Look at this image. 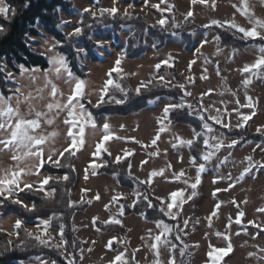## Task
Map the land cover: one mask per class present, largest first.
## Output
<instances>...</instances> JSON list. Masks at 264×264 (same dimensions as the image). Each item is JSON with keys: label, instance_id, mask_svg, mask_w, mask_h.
Wrapping results in <instances>:
<instances>
[{"label": "snow or ice", "instance_id": "obj_1", "mask_svg": "<svg viewBox=\"0 0 264 264\" xmlns=\"http://www.w3.org/2000/svg\"><path fill=\"white\" fill-rule=\"evenodd\" d=\"M120 2L121 0H109L112 6L105 7L102 0H92L91 6L83 9L78 25L65 33L62 40H56L49 47H46L44 52L40 53V55L46 57V67L44 69L38 67L29 69L24 65L17 66L21 76L30 73L28 75L30 84H36L40 79L36 75L37 73H40L43 77V86L35 88V95L33 91H25V86L19 83L18 78L8 71L5 66L0 65V71L7 72L6 78L18 85L10 90V94L0 91V153L10 154V159L15 161V164L11 166L0 165V206L11 203L19 206L24 211L33 213L31 219L18 217L11 231L2 227L4 217L0 214V233H4L8 237L14 236L18 241L15 245L12 244L11 239L6 243L0 244V255L16 249L26 250L30 247H42L50 249L52 254L47 259L35 257V260L39 264H83L85 252L91 253L93 251L92 247H88L87 249L83 247L89 241L79 240L76 237H73L71 240L68 239L65 231L64 213L54 210L50 214L40 215V210L48 204H62L66 209L74 210L79 205L91 202L85 201L83 196L80 201H73L71 199L70 176L75 172V168L70 163V160L76 156L77 152L85 144L86 128L90 127L94 132L98 129L101 131V137L95 144L92 156L98 158L102 152L111 155V152L105 147V144L113 139L110 123L104 120L102 125H98L97 117L84 103L86 96L89 94L86 89L90 86L91 81L80 78L73 73L70 67L71 60L60 49L66 46L63 41H67L70 48L74 49V51L70 52L72 58L80 59L82 54L87 55L85 47L80 42L81 37H86L89 41H92L101 56L104 55L105 50L110 52L109 41L104 37L95 39L92 33L94 32L95 24H104L109 18L113 20L133 18L129 9L136 6L132 0H129L123 14L118 16L120 9L116 5ZM163 2L166 3V0H163ZM256 2L264 6V0H256ZM198 3L204 4L206 0H191L192 5ZM25 6L27 7V4ZM143 6H147V0H145ZM232 6L246 19L248 26L238 24L235 18H233L226 22L213 20L210 24L203 25V27L211 29L213 26L222 27L224 23H227L226 30L232 31V34L238 36L240 40L258 42L256 46V51L259 53L258 57L253 63L245 64L242 69H238L242 73L249 74L250 78H246L242 82L245 89H247L252 83V78L264 79V18L257 17L250 0H237V3H234ZM152 7L159 9V4H153ZM171 7L173 6L167 5L166 10L170 11ZM93 8H96L97 11L94 12ZM97 12L99 15H97ZM15 15L16 10L8 5L6 0H0V17L7 20ZM65 23L70 22L61 20L58 26L62 27ZM189 23H194L193 12L191 10L186 13L184 20V24ZM157 24L164 31L171 28H182L181 24L175 22L174 16L171 23L167 19L161 18L157 21ZM155 26L152 25V27ZM4 31L5 29L0 27V33ZM192 35H195V32ZM201 39L203 42L199 44L200 48L215 42L217 52L221 51L220 35L214 36L212 41L204 36ZM48 43V40L45 39V44ZM237 51L239 50L234 48L233 54ZM199 55L202 56L203 53H199ZM126 58V50L113 58L112 65L104 73L105 79L98 91L96 103L92 104L89 100L87 104H91L94 108H100L107 103L126 104L133 94L139 97L145 91H151L155 87L169 88V85H171L172 88L180 89L182 95L179 101H160L164 106L161 116L157 118L159 123L158 132L154 139H152L150 146L157 145L161 134L170 132L173 123L172 113H175L177 116H196L199 130L197 128L191 129L192 138L184 139L179 136H173L174 142H172L174 149L181 147L188 149V163L191 168L196 170V174L194 180L191 177L185 178V170L174 171L172 170V164L168 163L164 168L150 171L144 180H140L132 176L131 163H127L125 165L127 175L137 185L131 193L133 197L132 203L130 205L122 203L121 200L126 199V197L118 193L112 198L113 203L119 204L118 213L112 214L109 210L110 218L101 222V224L113 227L118 225L123 228L125 227L123 220L118 217H124L128 209L137 210L138 205H143L144 209H152L157 213V215L149 217L146 211L140 210V215L146 221L153 223L156 230H158L154 232L152 229H148L147 239L152 241L148 246L153 252L154 257L151 264H191L190 250L192 247H199V245H190L184 240V235L189 228L190 222L189 217L182 218L184 205L197 195L198 187L202 183V176L208 170V165L213 160H216L215 169L218 175L217 179L213 181L214 183L220 179H227L230 182L228 188H217L216 192L229 191L235 188L237 184H241L246 178L254 176L257 171H260L264 175V143L255 145L251 154L245 155L237 161L234 158V153L238 151V146H243L242 142L244 138L242 136L228 135V133L237 130L241 132L245 130L248 122L256 115L259 98L249 96L247 91H245L246 103L241 105L239 98L236 97L233 103L246 107L250 111L247 114H243L239 108H234L238 122L232 124L230 119L231 113L227 112V107H225L226 117L225 113H222L219 108H215V114H213L210 106H205L203 97L209 95L210 92L201 94L199 100L195 103H190L188 102V98L193 96V92L188 90L183 82L173 84L170 79H166V75L171 74L161 72V68H174L176 65L173 56L169 55L161 62L156 63L154 65L155 71L150 78L148 80H141L135 88L126 83L131 75L125 74L122 67V63ZM205 62H208L207 58H205ZM195 63V59L189 61V71ZM217 72L219 74L218 65ZM49 74L54 75L56 79H64L65 83L69 85V94L67 96L53 83L52 79L48 78ZM202 78L207 79L206 76ZM188 80L190 83H194L193 77L189 76ZM117 93L120 94L119 98H117ZM232 95L235 97L236 93H232ZM157 100H160V98L151 99L148 103L155 104ZM37 102H40L39 106ZM25 107L27 109L26 112L23 110ZM61 114H66L63 123L66 126V135L69 139L63 148L56 150L52 145L59 133L53 131L51 134H44L41 129L43 124L53 125L56 118ZM256 132L260 136H264V124L257 126ZM115 138L120 139L119 137ZM256 149H259L260 152L261 159L259 160L255 158ZM221 152H224L225 155L221 156ZM131 155H134V153L130 151L124 152L122 156L117 155L115 163L119 165ZM149 155H159V151L150 153ZM29 160H33L34 163L27 165L26 162ZM178 162L184 163L183 155L180 153H178ZM147 163V160L141 161L140 167L143 168V165ZM228 164H231L233 167L242 166L239 167L238 174L235 177L231 173H228L226 177L219 175V169ZM48 165L55 168L68 167L70 171L54 177L52 173L45 170ZM91 167L93 168V173L96 174V169L103 167V165L93 163ZM32 175L36 176L35 181L22 179L25 176ZM114 175L118 177L119 172H115ZM156 178H161L165 182L181 183L184 187L171 190L163 197L156 196V188L154 186ZM85 179H87V175ZM60 180H63L64 184H60ZM142 186L146 187L141 190ZM58 191L59 199H57ZM87 191L89 190H82V192ZM213 195H216V193L214 192ZM31 196H39L42 203L38 205L34 200L30 199ZM94 198L99 201V194H96ZM230 202L236 204V201ZM243 202L247 203V201ZM105 208L108 210L109 206L105 205ZM219 209L220 204L218 203L215 206V210L207 217L209 227H211V218L218 215ZM257 211L264 214V207L257 209ZM237 215L243 218L245 213L240 211ZM165 217L167 221H175V223L166 222ZM240 218L235 220L237 225L241 224ZM98 220V217H94L91 223L96 224ZM198 222L197 220L194 223ZM248 223L254 228L259 229V232L251 234L252 239L255 240L258 237L264 239V221L257 223L256 220H250ZM29 225L35 229V232L29 231ZM100 230L101 228L97 227V231ZM71 231L75 233L79 229L73 224ZM244 234H249L247 229L244 230ZM216 235L222 237L226 243L223 247L210 246L207 255L211 258L212 264H220L222 258L228 256L233 251L231 223L226 226L224 234L217 232ZM235 235H240V232H236ZM141 239H144V237ZM177 240L180 241V245L182 246L174 242ZM116 242H118V238L112 237L105 244V247L114 253L113 258L108 261V264H129L127 249L118 251L114 248V243ZM123 242L129 243L126 238H124ZM91 243L95 244V241H91ZM250 247L256 249V251L249 252L248 258L254 260L256 264H264V246L252 244ZM138 251L139 249L133 250L131 254L132 260L135 259V254ZM163 255L167 256L166 261L161 260Z\"/></svg>", "mask_w": 264, "mask_h": 264}, {"label": "rangeland", "instance_id": "obj_2", "mask_svg": "<svg viewBox=\"0 0 264 264\" xmlns=\"http://www.w3.org/2000/svg\"><path fill=\"white\" fill-rule=\"evenodd\" d=\"M72 1V13H61V20L70 22L63 24L62 27L59 26V29L64 34L78 25L83 9L90 7L92 4L89 0ZM102 2L105 7L112 6L109 0H102ZM250 2L253 4L257 17L264 18V6H261L256 0H250ZM128 3L129 0H121L116 5L120 9L118 13L120 16L123 14L124 8ZM144 3L145 0H140L138 4L134 3L136 7L129 9V12L132 15H142L150 24L155 25H158L157 21L159 19L172 20L173 16L177 24L183 25L186 13L191 10L193 12L194 23L185 25L189 27L188 33L192 34L195 32V35H192L195 46L191 52H186L180 34H174L173 38L167 41L160 50L154 48L156 41L147 39L146 43L149 47L145 55L136 60H128L126 58L122 63L124 73L131 74L129 79L130 86L135 88L141 80H148L155 71L154 65L171 55L174 57L176 72L181 76L182 82L187 86V89L193 92V96L188 98V102L195 103L200 99L201 94L210 92L209 95L203 97L205 106H210L213 114H215V108H219L222 113H225V107H227V112L231 113L230 119L232 124L238 122L234 108H239L243 114H247L250 111L246 107L235 105L233 102L236 97L239 98L241 105L246 103L245 91H247L249 96L258 97L259 103L256 107V115L248 122L247 126L252 133H257V126L264 124V79L252 78L251 85L245 89L242 82L244 79L250 78L249 74L238 71L245 64L253 63L258 57L259 53L256 51V46L240 49L235 54H233L232 48L222 46H220L221 51L218 53L215 42L200 48L199 44L203 42L202 36L212 41L217 34L215 32L195 31L192 27L193 25L203 27V25L210 24L213 20L226 22L233 18H235L238 24L248 26L246 19L232 6L234 3H237V0H206V3H198L196 5H192L191 0H166V3L163 0H147V6H143ZM153 4H159V9L152 7ZM167 5L173 6L170 11L166 10ZM92 10L94 12L97 11L96 8ZM174 10L177 11V15L173 12ZM97 15H99L98 12ZM223 26L227 27V23H224ZM127 36V32L121 33L119 43L115 44L111 31L107 30L104 38L109 41L111 51L105 50L104 55L101 56L96 49L97 54L102 58L97 63L90 62L87 57L82 59L81 63L87 73L85 79L91 81L90 86L86 89L89 94L85 99L90 100L92 104L96 103L98 91L105 79L104 73L112 65L113 58L124 51ZM94 38L99 39L100 36L94 35ZM45 39L48 40V44H45ZM53 42H55L54 39L45 33L42 37L33 38V47L36 54L40 55ZM199 53H203V55L201 56ZM205 58H207L208 62H205ZM193 59L196 60V63L191 66V70L189 71L188 63ZM217 65L219 66V74L217 72ZM172 69L162 67L161 72L170 73L171 75H166V79H170L175 84L176 81ZM28 75L30 73L23 76L21 74L15 76L18 78L19 83L25 86V91H33L35 95V88L43 86V77L40 73H37L36 75L40 79L36 84H30ZM189 76L194 78V83L189 82ZM203 76H206L207 79H203ZM48 78L52 79L53 83L57 85L65 96L69 94V85L65 83L64 79H56L52 74H49ZM9 81L10 89L18 86L12 80ZM169 87L172 86L169 85ZM221 93L223 94L221 95ZM232 93H236V96L234 97ZM161 100L176 102L171 99H160L155 104H151L148 109L138 114L128 117H101L98 125H102L104 120H107L111 125L113 133V139L107 142L105 147L111 152L110 156L114 162L117 155L122 156L126 151L134 153L131 160V172L133 177H137L140 180H144L150 171L164 168L168 163L172 164V170L178 172L183 169L186 172L185 178L191 177L194 180L196 170L191 168L188 163V149L183 147L174 149L172 147V142H174L173 136L190 139L192 138V128L183 125H172L170 132L161 134L157 145L150 146L159 128L157 118L161 116L164 106L160 102ZM37 104L39 106L40 102H37ZM23 110L26 112V107ZM65 115L61 114L58 116L55 123L51 126L47 124L42 125L41 130L44 134H51L53 131L59 133L52 145L56 150H60L68 143L69 138L66 135V126L63 123ZM225 116L227 117V113H225ZM100 137L101 131L99 129L94 132L90 127L86 128L85 144L77 152L74 164L78 174V182L71 191V199L73 201H80L83 196L85 201H91L87 203L88 208L84 212H77L73 218V224L79 229L76 232L77 238L89 241L88 244L83 245L85 249L88 247L93 248L91 253L85 252L83 264H108V261L113 258L114 253L112 250L106 248L105 244L112 237L118 238V242L114 243L115 249L118 251L127 249L129 264H151L154 257L153 252L148 246L152 242L147 239L148 229H152L154 232L158 230H156L153 223L146 221L142 216L129 215L118 217L123 220L128 230L124 235L108 233L102 228L100 231H97V227H99L97 225L98 222L101 223L108 220L110 212L112 214L118 213L119 204L112 202L114 196L118 193L122 194L123 197H126L124 201L127 205H130L133 200L131 195L132 190L121 187L115 176L99 175L97 171L96 174L93 173V168L91 167L93 163L98 165L106 163L103 158L92 156L95 144ZM115 137H119L120 139H116ZM257 144H261V142H247L243 143L242 147L238 146V151L234 153V158L238 161L245 155L251 154ZM156 151H159V155H149ZM178 153L183 155V164L178 162ZM220 155L223 156L225 153L221 152ZM255 158L261 159L259 149H256ZM143 160H147L148 163L141 168L140 165ZM33 163V160L26 162L27 165ZM13 164H15V161L10 159V154L0 153V165L11 166ZM215 165L216 160H213L208 165V170L202 176V183L198 187L197 195L184 205L183 218H190L189 228L186 230L184 240L190 245H199V247H192L190 250L191 264H212L211 258L207 253L210 250V246L223 247L225 245L226 241L222 237H218L216 233L224 234L226 226L229 223H231L233 251L228 256L222 258L220 264H256L254 260L248 258L249 252L256 251L250 245L260 244L264 246V239H260L259 237L255 240L252 239L251 234L259 232V229L254 228L248 221L256 220L257 223L264 221V214L257 211V209L264 207V175L260 171H257L254 176L246 178L244 182L237 184L235 188L229 191L216 192L217 188H228L230 182L227 179H220L216 183L213 182L217 179L218 175ZM239 167H233L231 164H228L219 169V175L226 177L228 173H231L235 177L238 174ZM86 175L87 179H85ZM22 179L35 181L36 176H25ZM154 186L156 188L155 195L161 197L166 196L171 190L184 187L181 183L165 182L161 178H156ZM143 188L142 186L141 190ZM83 189H88L89 191L82 192ZM214 192L216 195H213ZM96 194L100 196L99 201L94 198ZM230 201H236V204ZM243 201H247V203ZM218 203L220 204L218 215L211 218V227H209L207 217L215 210V206ZM105 205L109 206L108 210H106ZM240 211L245 213L243 218L237 215ZM10 217V219L9 217L4 218L2 223V227L8 231L12 230L15 220L18 218L16 216ZM94 217L99 218L96 224L91 223ZM238 218L241 219L240 225L235 223V220ZM197 220L199 222L194 223ZM245 229L248 230V235L244 234ZM29 231L35 232V229L29 225ZM236 232H240V235H235ZM142 237L144 239H141ZM10 238L12 241L15 240L14 236ZM124 238L129 243H124ZM91 241H95V244H92ZM134 249H139V251L136 252L135 259L132 260L131 254ZM161 260L166 261L167 256L163 255ZM30 264H39V262L34 260Z\"/></svg>", "mask_w": 264, "mask_h": 264}, {"label": "trees", "instance_id": "obj_3", "mask_svg": "<svg viewBox=\"0 0 264 264\" xmlns=\"http://www.w3.org/2000/svg\"><path fill=\"white\" fill-rule=\"evenodd\" d=\"M89 1L92 3V0ZM139 1L140 0H133L135 4H138ZM6 3L16 10V15L11 16L10 19L7 20L3 17H0V27H3L5 29L3 33H0V65L5 66L8 71L12 72L15 75L20 74V70L17 67L18 65H24L29 69L37 67L44 69L46 67V58L36 54L33 47V38L42 37L45 33L51 36L54 41L62 40L65 34L59 29L58 26L61 23V13L71 14L73 11V1L6 0ZM26 4L27 7L25 6ZM173 12L175 13V15H177L176 10H174ZM118 16L120 15L118 14ZM132 16V19L113 20L109 18L104 22V24H95L94 32L92 34L93 36L99 35L100 37H105L106 31L110 30L112 33L113 41L115 44H117L120 41V34L123 32H127L128 36L126 38V46L124 50L127 51L128 60H136L146 54L149 47L146 43L147 39L156 41L154 48L156 50H160L167 41L173 38L174 34H180L181 39L184 42L183 47L186 52L189 53L193 50L195 43L192 34L188 33L189 27L187 25L183 24L182 28L180 29L171 28L164 31L161 30V27L159 25L152 27V25L155 24H150L142 15ZM168 21L169 23H171L170 19ZM192 27L195 31L215 32L217 35H220V46L222 47H228L232 49L235 48L240 50L251 46H257L258 43L240 40L238 36H234L232 34V31H227V27L225 26H213L211 29H205L204 27H200L197 25H193ZM29 37H31V39H29ZM63 42L66 46L60 49V51L68 56V58L71 60L70 67L72 68L73 73L78 77L85 79L87 73L85 72L84 67L81 63L82 59L87 57L92 63H97L102 60V58L97 54L96 48L94 47L92 41H89L86 37L80 38V42L83 44L87 52V55L82 54L80 59H73L70 52L74 51V49L70 48V45H68L67 41ZM172 72L174 73L176 83L182 82V78L176 72V68H173ZM6 76V71H0V91L6 94H10V81L6 78ZM129 79L126 81L128 85H130ZM181 95L182 92L178 88L155 87L152 88L151 91H145L144 94L139 97L133 94L126 104L118 105L115 103H107L102 105L100 108H94L91 104H87V99L84 100V103L97 117V121H99L100 118L104 116L128 117L134 114H138L150 107L151 104L148 103L149 100L155 99L157 97H159L160 99H171L178 101ZM119 96L120 94L117 93V98H119ZM172 121V125H183L190 128H197V130H199L197 118L193 115L177 116L175 113H172ZM228 135L242 136L244 138V141L242 143H264V136H260L257 133H252L247 126L242 132L240 130H237L235 132L228 133ZM100 157L103 158L106 163L103 165V167H99L98 169H96L99 175L104 174L107 176H115L114 173L119 172V176L115 177L117 178L118 183L121 187L133 190L137 186L136 182L127 175L125 168V165L127 163H131L132 155L119 165L112 161L111 156L108 155V153L102 152ZM76 158L77 154L70 160V163L74 168ZM45 170L52 173L54 176H59L60 174H65L70 171L68 167L55 168L51 165L46 166ZM70 180L72 191L78 182V174L76 169L75 172L70 176ZM60 184H64V181L60 180ZM30 199L34 200L38 205L42 203L39 196H31ZM57 199H59V191L57 194ZM121 202L126 204L124 199H122ZM87 208V203L79 205L74 210L66 209L62 204H48L47 206L41 208L40 215L50 214L54 210L60 213H64L66 235L68 239L71 240L73 237L77 238L76 232L73 233L71 231L73 226V218L77 212H84ZM140 210L146 211L149 217L157 215L154 210L144 209L143 205H138L137 210L128 209L125 216H141ZM0 214H2L4 218L16 216L31 219L33 216V213L24 211L19 206L11 203H6L3 206H0ZM165 220L166 222L175 223V221H167L166 217ZM97 225L106 232L112 234L124 235L128 232L126 227L121 228L118 225L114 227L104 226L101 225L100 222H98ZM9 239L11 238L6 236L4 233H0V244L6 243ZM174 242L177 245H180V241L177 240ZM16 243H18V241L15 237V240L12 241V244L15 245ZM50 254H52L50 249H45L42 247H30L26 250L16 249L7 252L4 255H0V264H19L21 262L30 264V262H33L35 260V257L48 258Z\"/></svg>", "mask_w": 264, "mask_h": 264}]
</instances>
